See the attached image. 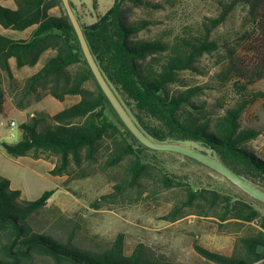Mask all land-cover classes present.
<instances>
[{
  "label": "trees",
  "instance_id": "1",
  "mask_svg": "<svg viewBox=\"0 0 264 264\" xmlns=\"http://www.w3.org/2000/svg\"><path fill=\"white\" fill-rule=\"evenodd\" d=\"M14 1L15 8L0 4V25L23 30L36 24V28L29 39L0 34V110L6 97L4 78L17 86V104L21 109L47 95L59 101L74 95L79 99L54 114L35 111L20 124L19 141L1 142L5 152L10 156H24L31 151L55 154L59 164L51 171L60 175L72 161L77 166L84 161L93 162L103 151L108 152L109 166L128 159L125 174L115 184L114 193L101 198L124 193L128 187L137 186L141 178L155 172L164 187H185L182 205L195 207L199 215L214 213L221 222L233 220L235 223L259 219L258 227L236 234L231 255L195 243L201 256L214 264H246L264 259V215L260 212L264 204L231 182V187L223 191L210 185L193 186L170 172L159 154L192 158L150 149L125 126L98 85L62 1ZM237 1H230L218 16L209 19L206 36L196 40L182 38L171 48L161 40L135 38L144 25L129 21L126 5H141L143 0H113L106 13L90 24H84L72 1L71 5L100 70L147 135L159 141H198L218 153L239 175L264 188V159L243 146L260 133L240 127L239 117L248 100L227 108L223 115L213 119L207 112L196 110L192 100L197 93L195 88H175L182 83L181 71L194 70L201 55L218 49V43L208 40L207 35L226 20ZM240 2L249 25L242 33V40L246 41L245 57L249 59L246 63L231 57L234 61L230 69H237L239 77L252 82L264 78V0ZM54 7L59 10L56 14L51 12ZM48 49L54 53L43 66L21 82L17 81L10 58L15 59L17 68L33 66ZM233 49L230 48L229 54ZM53 193V189H47L35 199H25L20 189L12 188L10 180L0 176V264H33L36 255L48 256L52 264H183L156 254L143 243H138L130 254L126 253L123 233H118L110 242L83 246L76 241L80 228L71 224L65 240L60 229L71 220L59 207L48 206ZM182 205H176L166 218L174 221L184 216ZM97 238L92 235L89 241L97 242ZM258 264H264V260Z\"/></svg>",
  "mask_w": 264,
  "mask_h": 264
},
{
  "label": "rangeland",
  "instance_id": "2",
  "mask_svg": "<svg viewBox=\"0 0 264 264\" xmlns=\"http://www.w3.org/2000/svg\"><path fill=\"white\" fill-rule=\"evenodd\" d=\"M71 1L84 24L97 21L113 3V0ZM230 1L143 0L141 5L127 4L126 12L130 22H142L144 25L135 38L161 40L171 48L182 38H203L209 19L218 16ZM237 2L226 20L207 35L208 40L218 43V49L201 55L194 70L181 71L182 83L175 88H195L197 93L192 100L196 110L207 112L213 119L223 115L227 108L248 100L239 117L240 127L256 129L260 133L243 146L264 159V78L249 82L239 77L237 69H230V63L234 61L231 57L246 63L249 59V56L245 57L243 47L246 41L242 40V33L249 26L246 10L243 2ZM55 12L59 10L55 9ZM232 47L235 51L233 49L229 54ZM15 72L18 74L17 81L21 82L24 73L18 69ZM3 86L6 97L0 110V121L14 118L19 124L28 120L35 111H59L78 97L68 96L67 101L62 102L47 95L21 109L17 104V86L10 85L6 78ZM15 133L14 138L10 137L8 129L0 125V176L8 178L11 187L20 189L22 197L29 200L37 198L44 190L53 189L48 206L59 207L71 220L69 225L60 229L65 240L71 224H76L80 228L76 241L83 246H96L100 241L110 242L118 233H123L124 249L128 254L138 243H143L156 254L183 264H214L197 252L195 243L211 251L231 255L235 249L236 234L259 226V219L252 223L221 222L214 213L197 214L195 207L182 205L186 188L164 187L155 172L141 178L137 186L128 187L124 193L103 199L102 195L114 193L115 184L125 174L128 159L109 166L106 161L108 152L103 151L93 162L84 161L77 166L72 161L64 174H54L51 170L59 164V157L55 154L31 151L24 156H10L5 152L1 142L19 141L21 134L17 127ZM181 143L219 157L218 153L198 141L185 140ZM159 159L170 172L180 175L184 182L193 186L210 185L223 191L231 187L225 177L194 159L187 160L169 153L159 154ZM176 205H182L185 215L171 221L166 216ZM260 212L264 215V208H260ZM92 235L98 236L97 242L89 241ZM33 264H52V260L48 256L36 255Z\"/></svg>",
  "mask_w": 264,
  "mask_h": 264
},
{
  "label": "water",
  "instance_id": "3",
  "mask_svg": "<svg viewBox=\"0 0 264 264\" xmlns=\"http://www.w3.org/2000/svg\"><path fill=\"white\" fill-rule=\"evenodd\" d=\"M66 14L68 15L72 26L76 32L83 54L87 60V63L92 70L94 77L106 95L114 110L118 114L119 118L125 124V126L131 131V133L146 147L158 150V151H169L175 152L187 157H190L207 167L211 168L218 174L225 177L228 181L234 184L242 192L248 194L253 199L264 204V188L258 184L248 180L247 178L239 175L235 170L225 164L219 157L209 154L205 151L198 150L194 147L186 145L176 141H159L151 138L147 135L136 123L133 116L129 113L127 108L124 106L122 101L117 96L114 89L111 87L105 76L95 60L93 53L87 43L82 26L73 10L70 0H61ZM264 260V259H262ZM262 260L250 262L246 264H258Z\"/></svg>",
  "mask_w": 264,
  "mask_h": 264
},
{
  "label": "crops",
  "instance_id": "4",
  "mask_svg": "<svg viewBox=\"0 0 264 264\" xmlns=\"http://www.w3.org/2000/svg\"><path fill=\"white\" fill-rule=\"evenodd\" d=\"M0 4L7 6L9 8H15L16 7L14 0H0ZM55 9H58V8L57 7L52 8L51 12L56 14ZM35 28H36V24L31 25V26H29L23 30H15L12 28H5L2 25H0V34H6V35L11 36L12 38H15V39H29L32 36ZM53 53H54L53 50L48 49L44 53H42V55L40 56L39 60L37 61V63L35 65L23 66L21 68L16 67V62H15L14 58H10L9 62H10V65H11V68L13 70L15 77H18V74L15 72V69L21 70L24 73L23 78L32 75L33 73H35L38 69H40L43 66L47 57L52 55ZM74 96H77V95H74ZM67 98L62 102H66ZM78 99H79V96L72 103H75L76 101H78ZM72 103H68V104L70 105ZM59 110H61V109H59ZM55 112H57V111H55ZM55 112H52L50 114H54Z\"/></svg>",
  "mask_w": 264,
  "mask_h": 264
},
{
  "label": "built area",
  "instance_id": "5",
  "mask_svg": "<svg viewBox=\"0 0 264 264\" xmlns=\"http://www.w3.org/2000/svg\"><path fill=\"white\" fill-rule=\"evenodd\" d=\"M0 125L4 126L5 128L8 129L9 136L14 138L16 136L15 133V128L17 127L20 134L22 135V129L20 128L18 122L14 118L6 119V120H1Z\"/></svg>",
  "mask_w": 264,
  "mask_h": 264
}]
</instances>
